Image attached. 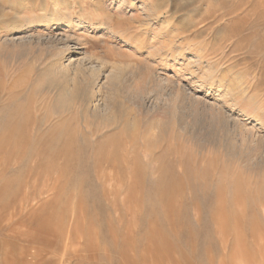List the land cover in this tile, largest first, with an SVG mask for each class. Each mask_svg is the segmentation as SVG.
<instances>
[{
	"label": "rangeland",
	"instance_id": "374dc122",
	"mask_svg": "<svg viewBox=\"0 0 264 264\" xmlns=\"http://www.w3.org/2000/svg\"><path fill=\"white\" fill-rule=\"evenodd\" d=\"M0 264H264V0H0Z\"/></svg>",
	"mask_w": 264,
	"mask_h": 264
},
{
	"label": "bare ground",
	"instance_id": "6f19581e",
	"mask_svg": "<svg viewBox=\"0 0 264 264\" xmlns=\"http://www.w3.org/2000/svg\"><path fill=\"white\" fill-rule=\"evenodd\" d=\"M90 64H91V63H87V62H85V63L80 64V66L82 65V67H84V66H88V65H90ZM71 65H73V64L71 63V64H68V65H65V66L62 65V66H61V69H63L64 71H69L70 68H71V67H69V66H71ZM77 70H78V69H77ZM160 80H161V79H160ZM94 84H95V83H94ZM89 86H90V85H89ZM94 87H95V86H94ZM134 87H135V86H134ZM136 87H137V86H136ZM141 87H142V86H141ZM141 87L139 86V87L137 88V91H139V92L142 91L141 93H144L143 91H145V88L142 87V88H143V89H142ZM87 88H88V87H87ZM87 88H86V89H87ZM132 89H133V87H132ZM132 89H130V90L133 91ZM135 89H136V88H135ZM141 93H140V94H141ZM141 95H143V94H141ZM178 97H179V96H178ZM190 99H191V98H190ZM192 99H193V98H192ZM196 100H197V99H196ZM176 101H177V100H176ZM198 101H199V100H198ZM194 102H195V101H194ZM200 102H201V101L197 102L196 105H195V107H197L198 104H199ZM174 104H176V103H174ZM204 104H205V103H204ZM204 104H203V105H204ZM206 104H207V103H206ZM100 105L103 106V107H105V110H108V111L110 110L111 103H109V102H107V101H103V102H101ZM192 105H193V103H192ZM207 105H208V104H207ZM101 106H100V107H101ZM193 106H194V105H193ZM200 106H201V105H200ZM195 107H194V108H195ZM205 107H206V105H205ZM210 107H211V106H210ZM214 107H215V106H214ZM98 108H99V107H98ZM205 109H208V106H207V108H205ZM215 109H216V108H215ZM210 111H211V109H210ZM216 111H217V113H215V111H213V112L215 113L214 115L217 117V118H216V117H215V118L218 119V118H219L218 115H221V112H222V111L220 112V109H216ZM224 115H225V114H224ZM212 117H213V116H212ZM215 118H214V120H215ZM212 119H213V118H212ZM220 120L222 121V119H220ZM213 122H215V121H213ZM222 123H223V122H222ZM222 123H221V124H222ZM217 124H220V123H217ZM221 124H220V125H221ZM224 124H226V123H224ZM215 125H216V123H215ZM220 125H219V126H220ZM222 125H223V124H222ZM216 126H217V125H216ZM219 126H217V127H219ZM223 126H224V125H223ZM223 126H222V127H223ZM217 127H216V128H217ZM217 129H219V128H217ZM221 129H222V128H221ZM219 131H221V130H219ZM219 133H220V132H219ZM260 140H261V139H260ZM260 140H259V141H260ZM261 141H262V140H261Z\"/></svg>",
	"mask_w": 264,
	"mask_h": 264
}]
</instances>
